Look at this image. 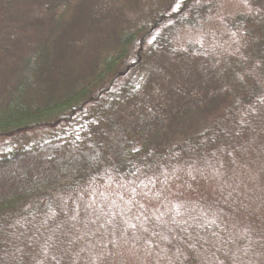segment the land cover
Listing matches in <instances>:
<instances>
[{"label": "trees", "instance_id": "obj_1", "mask_svg": "<svg viewBox=\"0 0 264 264\" xmlns=\"http://www.w3.org/2000/svg\"><path fill=\"white\" fill-rule=\"evenodd\" d=\"M174 1L159 0L150 9L149 20L117 28L109 47L70 89L54 81L52 35L51 40L36 44L31 39L26 54L5 63L0 72V264H107L108 255L121 244L158 249L160 241L168 254L178 246L162 240L164 234L157 240L151 220L140 231L120 227L115 220L101 233L94 226L106 219L99 206L78 194L67 197L60 192L80 187L86 178L101 179V167L140 181L183 161L240 155L248 143L253 156L264 157V0H248L249 12L228 24L241 33L243 51L240 57L228 54L233 65L221 69L226 86L220 96L236 99L209 129L172 149L152 144L128 128L127 116L132 115L128 107L138 106L152 90L160 60L173 56L175 66L182 67L202 55L199 42L176 47L174 31L200 25L213 4ZM82 2H49L44 15L55 16L56 30L63 29ZM148 37L152 42L145 45ZM135 43L137 54L128 63ZM204 69L199 68L200 73L208 74ZM237 74L244 80H238ZM250 107L257 108L259 115H246ZM241 119L247 123L241 125ZM116 143L119 147L113 149ZM27 160L31 166L22 164ZM64 162L73 164L66 175L61 172ZM62 174L64 179L58 177ZM180 210L183 222H178L176 233L182 247L186 241L194 243L198 252L185 248L188 261L163 258L162 264H264L261 238H232L223 225L202 220L197 210L187 206ZM234 253L235 259H229Z\"/></svg>", "mask_w": 264, "mask_h": 264}, {"label": "rangeland", "instance_id": "obj_2", "mask_svg": "<svg viewBox=\"0 0 264 264\" xmlns=\"http://www.w3.org/2000/svg\"><path fill=\"white\" fill-rule=\"evenodd\" d=\"M52 1L60 0H0V72L5 63L27 53L26 42L32 39L36 44L52 35L55 39H50L54 81L70 89L92 69L101 51L109 47L117 28L149 20L150 9L158 5L159 0H83L75 18L59 30H56L55 16L44 15L45 4ZM208 3L213 7L209 9L207 20L196 27H178L173 36L178 48L201 43L202 55L182 67L175 66L173 56L160 60L154 69L152 90L138 106L128 107L132 115L127 116L126 123L131 133L139 134L152 144L173 149L204 133L236 99L233 96L229 100L221 98L226 86L221 69L233 65L228 54L242 55L243 37L228 24L249 12L250 5L239 0L223 4L221 0H199L201 5ZM151 42L152 37H148L145 45ZM135 44L136 47L130 49L128 63L137 54L139 45ZM166 68L187 69L167 71ZM199 68H206L201 71L208 74L202 75ZM118 147L117 143L113 145V149ZM250 147L248 143L241 156L183 161L140 181L123 179L115 171L101 167L98 171L101 179L88 177L80 187L60 194L67 197L78 194L89 204L98 205L106 216L94 225L101 233L109 230L115 220L120 227L123 225L132 231L146 230V222L151 220L155 225L150 228L157 240L164 234L168 238L166 242L171 240L182 247L176 230L178 222H183L180 209L187 206L192 211L197 210L202 220L223 225L222 230L232 238L242 237L246 241L247 236L261 238L264 235V157L253 156ZM113 154L117 157L118 151ZM24 163L32 165L29 160ZM193 166L200 170L192 172L195 180L187 175ZM72 167V163L69 166L64 162L61 172L66 175ZM65 175L58 177L64 179ZM200 225L204 227L203 223ZM165 251L161 241L158 249L135 243L121 244L108 255L110 259L106 263L162 264ZM175 251L176 248L168 255Z\"/></svg>", "mask_w": 264, "mask_h": 264}, {"label": "snow or ice", "instance_id": "obj_3", "mask_svg": "<svg viewBox=\"0 0 264 264\" xmlns=\"http://www.w3.org/2000/svg\"><path fill=\"white\" fill-rule=\"evenodd\" d=\"M227 2H231V0H221V4L223 3H227ZM239 2L248 5V0H239ZM221 20H223V17H219ZM232 36H236V33H232ZM237 79L240 81L244 80V76L237 74ZM264 103V102H262ZM246 115H259V112L257 110V108L255 107H250L247 112ZM241 125H244L247 123V121L245 119H241L239 122ZM228 134V133H226ZM235 135H240V132H235ZM138 151V149H136ZM229 156H232V153L229 152L228 153ZM233 163H235V158H233ZM199 172L200 170L195 168L194 166L192 167V169L187 173V175L191 176V178L193 180H195V176L192 175V172ZM202 174V173H201ZM132 227H135V225H133ZM162 240H167V237H161ZM249 239H251V237L249 236ZM261 240H264V235L261 236ZM146 243H150V241H146ZM251 247V244H249V248ZM262 248H264V244L261 245ZM185 248L188 250V252L190 253H194V252H198V249L196 247V244L194 243H188L187 241L185 242V246L184 247H177L176 251L174 253H172L171 255H168L167 253L165 254V259L167 261H173V259H175V261L177 262H184V261H188L190 259V256L188 254H186L185 252ZM245 252H247V249H245ZM264 254V253H261ZM229 259L234 260L235 259V253L233 254L232 257H228Z\"/></svg>", "mask_w": 264, "mask_h": 264}]
</instances>
